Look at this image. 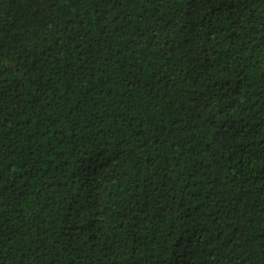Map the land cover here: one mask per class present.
Instances as JSON below:
<instances>
[{
    "label": "trees",
    "instance_id": "1",
    "mask_svg": "<svg viewBox=\"0 0 264 264\" xmlns=\"http://www.w3.org/2000/svg\"><path fill=\"white\" fill-rule=\"evenodd\" d=\"M0 264H264V0H0Z\"/></svg>",
    "mask_w": 264,
    "mask_h": 264
},
{
    "label": "snow or ice",
    "instance_id": "2",
    "mask_svg": "<svg viewBox=\"0 0 264 264\" xmlns=\"http://www.w3.org/2000/svg\"><path fill=\"white\" fill-rule=\"evenodd\" d=\"M210 2H211V0H210Z\"/></svg>",
    "mask_w": 264,
    "mask_h": 264
}]
</instances>
